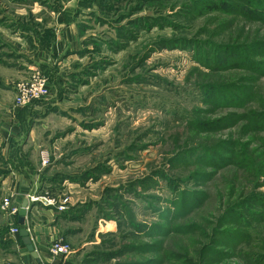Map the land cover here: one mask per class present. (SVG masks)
Listing matches in <instances>:
<instances>
[{
    "label": "rangeland",
    "instance_id": "374dc122",
    "mask_svg": "<svg viewBox=\"0 0 264 264\" xmlns=\"http://www.w3.org/2000/svg\"><path fill=\"white\" fill-rule=\"evenodd\" d=\"M98 4L84 18L83 73L68 83L89 90L67 135L93 187L81 207L57 209L75 223L74 261L264 264V14L248 10L264 0ZM59 5L0 0V102L16 75L3 29ZM219 90L235 99L213 102Z\"/></svg>",
    "mask_w": 264,
    "mask_h": 264
},
{
    "label": "crops",
    "instance_id": "0c3cea01",
    "mask_svg": "<svg viewBox=\"0 0 264 264\" xmlns=\"http://www.w3.org/2000/svg\"><path fill=\"white\" fill-rule=\"evenodd\" d=\"M57 1L61 3L59 8L34 11L33 24L20 25L16 33L10 34L3 29L10 37V47L14 52L9 56L4 54L6 58L2 61L6 67L16 69L15 78L6 84L16 85L33 69H39L49 79L51 94L45 102L31 106L15 105L13 92H10L11 95L3 94L8 101L0 102V157L5 166V171L0 173V195H12L14 203L20 207L24 200H30L27 227L40 258L38 261L31 255L19 233L11 232L13 221L2 211L1 199L0 264H78L73 254L63 259L53 257L49 252L51 243L68 230L66 224H75L73 220L66 212L30 199L32 195L45 193L57 198L69 196L72 206L79 204L76 207H81L90 200L87 198L89 193L83 194L84 190L93 188L82 177L83 172L91 169H85L84 164L78 168L75 165L84 156L78 154L81 147L78 148L76 140L67 135L71 133L72 136L76 130L75 115L85 108L89 90L84 89L83 84L77 89H70L68 83L81 75V66L86 59L84 18L95 5H99V0ZM85 1L87 6L83 4ZM44 17L48 19L45 24ZM57 117L66 125L57 126L53 121ZM26 146L29 151H26ZM42 152L50 154L51 164H41ZM15 224L19 226L18 220ZM65 234L66 239L74 243L75 232Z\"/></svg>",
    "mask_w": 264,
    "mask_h": 264
},
{
    "label": "built area",
    "instance_id": "2783aa9c",
    "mask_svg": "<svg viewBox=\"0 0 264 264\" xmlns=\"http://www.w3.org/2000/svg\"><path fill=\"white\" fill-rule=\"evenodd\" d=\"M51 94V85L48 77L39 69H33L31 74L16 83L14 103L17 106L24 107L31 105L36 101L43 100ZM42 164L47 165L50 160V154L47 152L41 153ZM30 199L34 202H39L45 206L55 207L58 210H65L69 208L71 200L68 196H61L59 198L51 196L49 193L44 195H32ZM2 211L10 217L13 221L11 232L13 234L20 233L21 227L15 224L18 220L21 207L14 203L13 196H6L2 200ZM73 246L62 235L58 236L50 245L49 252L53 257H61L63 259L69 257L73 253ZM9 264H26V263H9Z\"/></svg>",
    "mask_w": 264,
    "mask_h": 264
},
{
    "label": "water",
    "instance_id": "95a60500",
    "mask_svg": "<svg viewBox=\"0 0 264 264\" xmlns=\"http://www.w3.org/2000/svg\"><path fill=\"white\" fill-rule=\"evenodd\" d=\"M29 203H30V200L26 199L23 201V203L21 205V209H20L19 216H18V223L21 226L19 234H20L24 244L26 245L28 251L31 253V255L35 259L40 261L39 253H38V251L34 245L30 230L27 227V216H28V210H29Z\"/></svg>",
    "mask_w": 264,
    "mask_h": 264
},
{
    "label": "trees",
    "instance_id": "16d2710c",
    "mask_svg": "<svg viewBox=\"0 0 264 264\" xmlns=\"http://www.w3.org/2000/svg\"><path fill=\"white\" fill-rule=\"evenodd\" d=\"M248 10L252 11L253 14H259V15L264 14V10H261L259 8H253V9H248ZM222 54H224V53H221V55ZM237 56H238L237 53L233 54V57H237ZM235 95H236V93L233 92V90H232V92H231V90L230 91L219 90V91H215V93L212 94V96L214 97L212 99H213V102H214V100L219 102V101H224L226 99V97H228V98L232 97V101H233L235 99V97H234ZM241 103H243V102L241 101ZM262 122H264V119H263V121L258 119L254 124H259V123L262 124ZM22 242H23V240H22Z\"/></svg>",
    "mask_w": 264,
    "mask_h": 264
}]
</instances>
